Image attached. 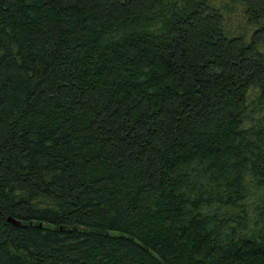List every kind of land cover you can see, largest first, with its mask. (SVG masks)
<instances>
[{
    "label": "trees",
    "instance_id": "trees-1",
    "mask_svg": "<svg viewBox=\"0 0 264 264\" xmlns=\"http://www.w3.org/2000/svg\"><path fill=\"white\" fill-rule=\"evenodd\" d=\"M0 264H264V0H0Z\"/></svg>",
    "mask_w": 264,
    "mask_h": 264
},
{
    "label": "water",
    "instance_id": "water-1",
    "mask_svg": "<svg viewBox=\"0 0 264 264\" xmlns=\"http://www.w3.org/2000/svg\"><path fill=\"white\" fill-rule=\"evenodd\" d=\"M8 222H9V223H12L13 225L18 226V227L21 226V223H20V222L14 220V219H12V218H9V219H8Z\"/></svg>",
    "mask_w": 264,
    "mask_h": 264
}]
</instances>
